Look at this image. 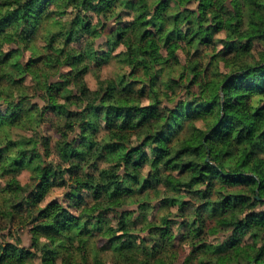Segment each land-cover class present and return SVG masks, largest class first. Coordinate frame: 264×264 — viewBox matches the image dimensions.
I'll list each match as a JSON object with an SVG mask.
<instances>
[{
	"label": "trees",
	"instance_id": "1",
	"mask_svg": "<svg viewBox=\"0 0 264 264\" xmlns=\"http://www.w3.org/2000/svg\"><path fill=\"white\" fill-rule=\"evenodd\" d=\"M108 252L264 264V0H0V264Z\"/></svg>",
	"mask_w": 264,
	"mask_h": 264
},
{
	"label": "rangeland",
	"instance_id": "2",
	"mask_svg": "<svg viewBox=\"0 0 264 264\" xmlns=\"http://www.w3.org/2000/svg\"><path fill=\"white\" fill-rule=\"evenodd\" d=\"M221 46H217L216 47V50L220 49ZM112 66L111 64L108 65L107 67L104 68V70L102 71V76L104 75H108L109 73L112 72ZM87 83H88V86L91 87V88H94L95 86V81H94V78L93 76L90 74L87 76ZM31 177V173L29 170L25 169V170H22L20 172V174L18 175V179L19 181L22 183V184H25V183H28V182H34L33 180L30 179ZM60 192L61 190L60 189H51L50 192L48 193L47 197L45 198V200L43 201V203H45V201H48L49 199L51 198H54V197H59L60 195ZM159 202L158 201H153V209H152V213L154 214H160L162 212V210L159 209ZM171 211H175V207H172L171 208ZM29 225H26L25 227H23L22 229L18 230L17 233L14 234L15 237H19L23 246L25 247H29L30 246V234H29ZM7 231H3L2 234H6ZM104 244V241L101 240L99 241V243H97V248L99 247H102ZM180 248H182V250L180 251V260L182 261L184 256L186 255L187 253V246H186V243L182 244L180 246ZM110 252L108 253H101L102 257L105 259V264H114L113 263V260L110 258ZM36 264H38V262H36Z\"/></svg>",
	"mask_w": 264,
	"mask_h": 264
}]
</instances>
